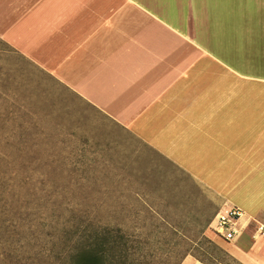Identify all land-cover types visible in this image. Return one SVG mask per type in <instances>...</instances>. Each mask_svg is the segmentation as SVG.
Instances as JSON below:
<instances>
[{
	"label": "crops",
	"instance_id": "0c3cea01",
	"mask_svg": "<svg viewBox=\"0 0 264 264\" xmlns=\"http://www.w3.org/2000/svg\"><path fill=\"white\" fill-rule=\"evenodd\" d=\"M0 40L264 225V0H0Z\"/></svg>",
	"mask_w": 264,
	"mask_h": 264
},
{
	"label": "rangeland",
	"instance_id": "374dc122",
	"mask_svg": "<svg viewBox=\"0 0 264 264\" xmlns=\"http://www.w3.org/2000/svg\"><path fill=\"white\" fill-rule=\"evenodd\" d=\"M0 153V264H57L83 220L128 230L145 264H241L209 227L220 199L2 40Z\"/></svg>",
	"mask_w": 264,
	"mask_h": 264
},
{
	"label": "trees",
	"instance_id": "16d2710c",
	"mask_svg": "<svg viewBox=\"0 0 264 264\" xmlns=\"http://www.w3.org/2000/svg\"><path fill=\"white\" fill-rule=\"evenodd\" d=\"M0 161L2 164L6 163V158L1 153ZM1 192L3 191L0 190V194ZM209 222L210 219L200 222V236L204 237ZM4 223L5 221L2 220L0 225H4ZM90 225L86 224L85 220L80 221L71 235L68 234L67 237L61 238L64 242L63 252L57 256V264H145L134 258L133 253L136 246L128 230L122 226L98 223ZM187 256L204 264L189 251L176 264H181Z\"/></svg>",
	"mask_w": 264,
	"mask_h": 264
},
{
	"label": "built area",
	"instance_id": "2783aa9c",
	"mask_svg": "<svg viewBox=\"0 0 264 264\" xmlns=\"http://www.w3.org/2000/svg\"><path fill=\"white\" fill-rule=\"evenodd\" d=\"M254 228L251 238L254 240L264 236V225L253 222ZM252 223L242 220V213L235 207L219 210L213 217L210 228L213 232L227 242L238 241Z\"/></svg>",
	"mask_w": 264,
	"mask_h": 264
}]
</instances>
